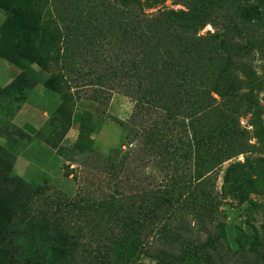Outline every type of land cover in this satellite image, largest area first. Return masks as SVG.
Returning a JSON list of instances; mask_svg holds the SVG:
<instances>
[{
	"label": "trees",
	"instance_id": "1",
	"mask_svg": "<svg viewBox=\"0 0 264 264\" xmlns=\"http://www.w3.org/2000/svg\"><path fill=\"white\" fill-rule=\"evenodd\" d=\"M167 1H76L73 15L65 9L59 21L54 14L56 0H0V9L7 14L0 26V56L15 62L29 50L39 55L40 67L49 73L44 86L61 95L58 110L79 131L76 149L95 130L73 111L87 86L75 83L81 79L90 86L109 85L135 101L131 121L122 126L128 129L132 124L133 140L139 139V146L133 154L121 149L122 154L111 156L112 160L120 157L118 162L110 158L115 174L145 158L160 170L171 171L161 177L160 187L140 185L144 188L140 197L150 194L147 200L153 202L139 206L141 217L134 218L124 206L120 188L119 195L107 201H87L82 194L62 201L67 212L54 215V222L35 215L28 219L25 199L47 193L43 186L33 187L13 175L16 154L11 156V147L3 149L0 264H115L118 248L130 256L146 253L157 264H199L214 240H183L176 261L167 250L150 243L151 238L169 243L168 227H158L156 219H162L165 206L179 201L200 205L199 196L209 194L203 186L214 171L246 152L247 142H235L244 135L239 125L242 117H251L256 142L249 145L259 156L229 163L222 196L246 202L252 194L264 193V107L258 96L264 91V71L258 73L251 63L256 53L264 60V0H175L182 9L158 8ZM208 25L213 31L201 34ZM92 61L88 72L90 65L84 64ZM90 73L94 78H89ZM28 78L23 74L3 89L0 102L7 92L14 100L27 99L42 82L31 83ZM26 86L29 91L24 94L21 88ZM90 91L100 102L98 87ZM7 126L6 137L15 125L7 121ZM100 207L108 212L106 229L93 215ZM14 216L22 219V227L11 226Z\"/></svg>",
	"mask_w": 264,
	"mask_h": 264
},
{
	"label": "rangeland",
	"instance_id": "2",
	"mask_svg": "<svg viewBox=\"0 0 264 264\" xmlns=\"http://www.w3.org/2000/svg\"><path fill=\"white\" fill-rule=\"evenodd\" d=\"M76 1L101 0H56L54 5L56 18L60 21L65 9L68 10V16L71 17ZM102 1L114 2L116 0ZM158 8L177 10L182 9L183 6L177 4L175 0H168ZM156 10L153 9L152 11ZM209 30L213 31V27L210 25L201 34H205ZM39 58L36 52L29 50L19 55L15 62H11V65L16 67L20 63L24 69L21 73L16 72L13 81H17L19 77L26 74L27 77H30L28 79L30 82L32 81L31 83L39 79L44 85L43 80L49 77V73L40 67ZM251 58L254 69L258 73H263V58L258 53L256 56L253 54ZM88 64L90 66L87 70L90 72L93 61L91 63L86 62L84 65ZM31 72L33 73L31 74ZM90 76V79L94 78V73H90ZM83 82L87 86L84 87L81 100L77 105H74L73 111L83 117L84 120L82 119V121H89L95 130L90 135V139L85 140L81 148L78 149H76L75 143L79 141V131L72 120L59 112L58 107L62 102L59 93L47 89L49 91L48 97L40 103L45 105L47 114H44L46 117L44 120L46 123L43 129L39 130L37 136L41 140L38 141L37 148L34 147L33 152L29 151L28 145L16 143L13 138H11L10 145L7 143L8 137H6L8 128L6 122L11 121L14 124L17 114L31 93L27 99L20 102L11 98L7 92L3 95V101L0 102V154L3 155V149L9 151L7 147L14 149V152L11 151V156L16 154V158L11 173L33 187L43 186L45 190H42L47 193L44 195L34 194L25 199L23 208L28 219L35 215L47 217L51 219V222H54V215L67 212L61 206L62 201L77 198L80 194L85 195L87 201L93 199L107 201L111 199L112 195H119V192L116 191L120 188L126 198L124 206L129 210L131 209L134 218L141 217L142 211L139 206L144 204L152 206L153 202L147 200L150 194H142V198L140 197L141 190L144 189L140 185L146 188L150 186L160 187L164 184L160 182L161 177L166 172H171L168 168L160 170L151 158H145L143 162H134L137 165H133L132 162L128 165L127 170L115 174L116 170L110 167L113 158L111 156L122 154L121 149L133 154L134 149L139 146L140 140L137 138L133 140L135 128L132 127V124L128 129L122 126L123 122L129 123L131 121L135 101L119 90H112L109 85L103 88L97 85L90 86L87 80L81 79L75 83L80 85ZM93 87L99 89L97 97L100 102L94 100L90 91ZM27 88L28 86L21 88L25 90L24 94L29 91ZM34 89L30 92H33ZM258 96L261 105L264 107V91ZM38 106L39 102H35L31 105V109H36ZM42 112L34 110L30 116H35L39 120V115L40 113L42 115ZM250 118H240L239 125L246 139L244 140V135L240 134L235 140L237 145L244 141L247 142L246 152L214 171L211 181L203 186L209 194L199 196L200 205L179 201L171 207L165 206L160 211L162 219H156V224L159 225L158 227L162 225L168 227L170 232L166 242L169 243L153 242L154 240L151 238L152 246L158 250L164 248L172 254L174 260L179 261V251L183 240L195 239L196 242L206 243L208 239L212 238L215 244L209 246L208 250L205 251L206 254L203 253L204 256L200 257L199 264H264V193L252 194L248 201L239 202L231 197L224 198L221 191L223 173L230 162L244 161L247 157L256 158L259 156L255 148L249 145L256 142L252 136L253 126L250 125ZM261 118L264 122V113ZM41 120L44 123L43 118ZM18 144L23 149L21 152L18 150L19 148H15ZM144 155H146V151H144ZM113 160L118 162L120 157ZM72 169H74V173L70 172ZM131 190L134 191L133 195H131ZM154 190L157 189L154 188ZM93 215L99 219V224L106 229L109 222L106 208L96 209ZM20 220L22 219L14 216L11 219V226L17 223L19 227H22ZM111 226L116 227L112 223ZM150 245L148 247H152ZM114 247L116 246L114 245ZM117 251L120 253L115 257V264H157V259L154 258V261L146 253L141 252L140 256H138L139 254L130 256L125 250L118 248ZM181 264L189 263L183 261Z\"/></svg>",
	"mask_w": 264,
	"mask_h": 264
},
{
	"label": "crops",
	"instance_id": "3",
	"mask_svg": "<svg viewBox=\"0 0 264 264\" xmlns=\"http://www.w3.org/2000/svg\"><path fill=\"white\" fill-rule=\"evenodd\" d=\"M6 18L7 14L5 13V11L0 9V26L3 24ZM23 70L24 69L21 67L20 63L17 67L13 66L11 65L10 61H7L0 56V92L11 85L12 81L16 77V72L21 73L23 72ZM48 92L49 91L47 90V88H45L41 83L35 87V89L16 116L14 121L15 128L13 132L8 136L7 143L11 145V138H13L16 143L20 142L23 145H28L30 147L29 151L33 152L34 147L37 148L36 144L39 140H41L37 135L39 134V130H42L43 126L46 123V121L44 120V118H46L44 114H47L45 112V105H41L40 103L47 99ZM35 102H39L38 108L31 109V105L35 104ZM34 110H38L40 112L43 111L42 115L41 113L39 115V120H37L35 116H30L31 112H33ZM42 118L44 123L41 120ZM15 148H19L18 150H20V152L23 150L19 147V144L15 146Z\"/></svg>",
	"mask_w": 264,
	"mask_h": 264
}]
</instances>
